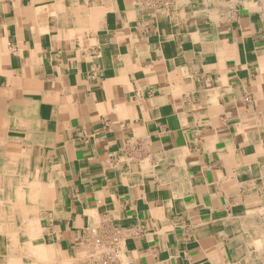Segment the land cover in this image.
<instances>
[{
	"label": "crops",
	"instance_id": "obj_1",
	"mask_svg": "<svg viewBox=\"0 0 264 264\" xmlns=\"http://www.w3.org/2000/svg\"><path fill=\"white\" fill-rule=\"evenodd\" d=\"M0 201L23 264H264V0H0Z\"/></svg>",
	"mask_w": 264,
	"mask_h": 264
},
{
	"label": "bare ground",
	"instance_id": "obj_2",
	"mask_svg": "<svg viewBox=\"0 0 264 264\" xmlns=\"http://www.w3.org/2000/svg\"><path fill=\"white\" fill-rule=\"evenodd\" d=\"M35 228H36L35 225L31 224L28 232L23 233L15 225V222L13 219L6 217V215L3 213L2 205H0V253L2 255L3 254L5 255L6 260H7V258L9 259V264H23L22 257H23L24 253L25 254L31 253L33 256L34 254H37V255L40 254V252L41 253L43 252L44 254H45V252H47V254H45V255H48L49 252H52V249L49 245L40 244L39 232ZM257 240H259V238ZM99 251H100V249H99ZM84 253H83V255H84ZM86 253H89V252H86ZM53 254H55V253L53 252ZM53 254H52V258H53ZM91 254L89 253L88 255H91ZM45 255L43 257V254H42L41 258L42 257H43L42 259L47 258V256L45 257ZM83 255H82V257H83ZM49 256H51V254ZM49 256H48V258L50 259ZM39 257H38V259L41 260V258H39ZM52 258L50 260L48 259L49 262L53 260ZM55 259H54V261H55ZM70 263H71V261H69L68 264H70ZM53 264H54V262H53Z\"/></svg>",
	"mask_w": 264,
	"mask_h": 264
}]
</instances>
